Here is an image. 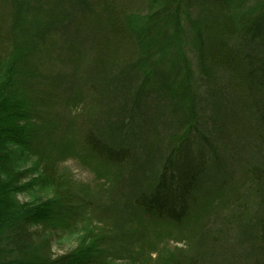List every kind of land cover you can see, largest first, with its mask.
Here are the masks:
<instances>
[{"label":"trees","instance_id":"16d2710c","mask_svg":"<svg viewBox=\"0 0 264 264\" xmlns=\"http://www.w3.org/2000/svg\"><path fill=\"white\" fill-rule=\"evenodd\" d=\"M83 27L91 37H82ZM41 30L44 39L53 30L56 36L37 45L30 35ZM58 36L70 49L91 55L88 40L96 53L72 58L57 45ZM176 48L193 81L188 88L183 79L176 83L183 88L181 102L190 104L186 125L162 144L164 154L151 174L135 179L134 139L125 142L111 116L106 120L105 90L128 75V93L135 91L140 100L156 63L172 65ZM205 115L211 125L206 133L195 123ZM126 116L127 128L134 112ZM223 119L232 121L234 138L248 137L253 145L252 161L240 173L235 160L228 169L221 163V149L238 153L235 144L227 145L224 134L232 130ZM250 119L251 127L242 123ZM8 140L34 158L31 168L13 170ZM262 153L264 0H0V264H150L136 230L119 232L120 216L105 207L110 203L133 207L138 222L179 228L197 210L195 241L212 216L230 210L244 222L255 216V245L246 254L251 264H264ZM70 154L96 160L109 175H98L93 187L78 181L62 167ZM117 168L119 190V183L109 188L111 178L117 182ZM43 187L50 190L43 202L25 206L14 198ZM79 230L86 232L79 246L54 252L57 238ZM199 254L178 253L171 264H203ZM214 256L212 251L210 264H217Z\"/></svg>","mask_w":264,"mask_h":264},{"label":"rangeland","instance_id":"374dc122","mask_svg":"<svg viewBox=\"0 0 264 264\" xmlns=\"http://www.w3.org/2000/svg\"><path fill=\"white\" fill-rule=\"evenodd\" d=\"M158 10L159 9L156 11ZM81 35L86 39L87 37H91L92 34L83 27ZM57 41V45L62 46L65 52H72V58H78L82 54L85 59H88L91 55L96 53V45L88 40L85 41V45L87 49L91 50V55L90 53H81L78 49H70L71 47L67 46L65 40L59 36ZM181 56V52L178 53L176 48L174 51H171L168 60L172 62V65L161 64L160 68V65L156 63L157 69L155 70V74L150 76L149 81L151 83L149 82L150 84L146 87L148 92L141 93L140 95L142 98L140 100L135 99V91L128 93L129 89L133 86V81L131 80L129 82L127 80L128 75L124 77L126 81H120L114 85L111 84V86L105 90L103 114L106 120L107 115L111 116L115 123V131L117 133L121 131L125 136V142L134 139L133 144L135 146L132 150L134 152V159L136 160L135 179H141L151 174L149 169L153 164L155 169L164 154L162 144L164 143L167 145L170 137L181 133L186 125L185 111L189 109L190 104L188 99L184 104L181 102L182 98L184 100L183 88H178L176 83L180 79H183L184 87L188 88L190 85L192 86V79L189 78V75L185 73L178 63V61L181 62ZM174 61L175 63L173 64ZM62 63L68 68L66 63ZM154 85L156 90L153 89ZM63 107L64 104L61 105V108ZM206 111L209 112L208 110ZM63 112H65L64 114H70L66 109H64ZM128 112H134L135 120L126 128L124 126L128 124L126 116ZM209 115L210 114L207 113V116ZM207 116L205 115L206 118L201 121H199L200 117H198L195 121V123L201 122L203 132L208 130L211 131V125L208 121L210 119ZM172 117H175V120ZM223 122L226 123V120L223 119L221 123ZM230 122L232 121L229 120V123H226L225 126L232 131H228L230 136L224 134L225 140L227 141L230 139L227 145L232 148L233 144H235L238 153L237 156L234 153H230L231 150H229V147H227V150L221 149L224 154L221 163L225 166H229V163L235 160L237 165L236 168L240 173L243 171L246 164L252 161L254 152L252 151L253 145L248 142V137H239L240 140L234 138V129H232V124H230ZM242 123L251 127L254 125V119H250L246 122L242 121ZM220 129H222L221 126ZM245 131L249 134L250 129L246 128ZM131 133H135L136 136L130 138L129 135ZM113 135L117 137L115 134ZM212 136L214 137V135ZM252 142L254 145L257 144L255 140ZM5 144V149L9 152L8 156L13 162L14 171L15 169L18 171L19 169L31 168L34 158L32 156L28 157L23 147L10 140L5 141ZM127 146L131 145L127 144ZM218 151L220 152V149ZM263 154L264 153H262V156ZM66 158L67 160L64 162V166H62L64 170L72 173L78 181L90 187L97 185L98 175H109L108 171H105L99 166L100 163H97L96 160H92L89 157H83L82 155L73 156V154H70V156H66ZM114 174L116 175L117 182L111 178L109 188L116 189L119 183L117 189L119 190L120 182L123 181V178H121L122 170L117 168L113 170V175ZM240 175L241 174H237V176ZM8 177L9 176L5 178L7 179ZM206 187H208L206 184L202 186L204 193L207 191ZM242 193L245 194L247 191L242 190ZM49 194L50 190L47 187L38 189L33 188L28 192L14 194V198L17 199L19 203L28 206L43 202ZM105 207L110 210L111 214L120 216L119 232L121 234L129 235V228L136 230L140 237L139 240L142 243V251L151 254V260L148 259L150 264H171V261L173 258L177 257L178 253L184 255L189 252V254H191L195 252L196 249L199 250V258L203 257V264H210L209 259L212 251L215 253L214 257L217 264H251L248 262V258L251 257V255H249L251 252L249 251L253 249L255 245L253 233L255 232V226L258 224L255 216H253L250 222L236 219L232 210L222 216H212L208 219L206 226L199 231V237L195 241L193 240L194 237H191V231L195 220L198 219L200 214L197 210L192 213L185 225L179 228L168 222H148L142 219L138 222L139 214L130 205H116L115 203H110L105 205ZM85 235L86 232L84 230H79L70 235L65 234V236L62 234L60 238L56 239L54 252L59 254L68 250L70 247L79 246L82 240H85ZM247 252H249V254H246ZM244 255V258H240ZM126 262L127 261H123L122 263L120 262V264H127Z\"/></svg>","mask_w":264,"mask_h":264},{"label":"bare ground","instance_id":"6f19581e","mask_svg":"<svg viewBox=\"0 0 264 264\" xmlns=\"http://www.w3.org/2000/svg\"><path fill=\"white\" fill-rule=\"evenodd\" d=\"M157 13V12H155ZM45 33L44 31H38L36 34L35 32L30 35V38H32V40L34 41L33 43L37 44V45H40L41 43L44 44L46 42H48L49 40H52L55 36H56V32L53 30V32H51L50 34H47L48 35V38H45L44 39V36H45ZM260 78L258 77V80Z\"/></svg>","mask_w":264,"mask_h":264}]
</instances>
